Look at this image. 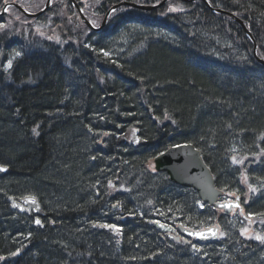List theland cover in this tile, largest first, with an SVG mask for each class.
I'll return each instance as SVG.
<instances>
[{
  "label": "trees",
  "instance_id": "1",
  "mask_svg": "<svg viewBox=\"0 0 264 264\" xmlns=\"http://www.w3.org/2000/svg\"><path fill=\"white\" fill-rule=\"evenodd\" d=\"M99 1L102 18L110 6L133 0ZM206 1L241 19L264 48V0ZM175 2L169 7L178 6L177 12L161 7L165 22L157 8L143 14L121 7L123 14L118 8L98 33L85 25L80 33L68 28L72 40L63 48L41 41V54L50 56L39 55L46 59L23 61V57L6 72L0 67V166L7 170L0 173V259L8 258L7 264H223L226 252L235 264L242 260L264 264V251L255 246L241 251L245 257L239 250L220 251L212 245L209 261L167 241L149 239L147 245L138 246L140 229L134 222L121 225L120 248L115 251V237L105 230L106 222L119 218L103 206L109 179L126 188L120 189L121 194H132L137 201L157 190L174 199L173 208L162 217L170 223L193 228L216 217L213 211L197 210L191 189H172L146 171L138 155L153 157L160 151L154 125L165 126L172 145L191 142L205 164L207 153L219 157L232 142L257 155L264 151V67L253 60L251 42L239 24L210 12L203 1ZM220 19L231 23L238 53L225 50L217 55L227 58L233 68L222 66V60L209 53L208 36L216 29L210 23ZM13 44V35L0 36L1 49ZM116 51L124 57L120 59ZM23 79L26 84L17 91ZM148 108L155 112L152 120L147 118ZM161 110L169 114L159 120ZM117 125L136 127L144 144L120 147ZM240 158L246 157L236 155L235 160ZM210 171L216 187L242 194L235 177L218 166ZM249 180L256 190L252 203L264 205L258 178ZM8 196L37 200L45 214L44 227L35 226L27 215H10ZM130 209L121 214L132 216ZM246 210L248 215L262 216L255 204ZM17 244L21 253L14 251ZM169 249L186 255L166 262Z\"/></svg>",
  "mask_w": 264,
  "mask_h": 264
},
{
  "label": "bare ground",
  "instance_id": "2",
  "mask_svg": "<svg viewBox=\"0 0 264 264\" xmlns=\"http://www.w3.org/2000/svg\"><path fill=\"white\" fill-rule=\"evenodd\" d=\"M20 1L21 0H7L4 4H6L7 7L12 8L14 6H17L20 3ZM30 1L45 5V9L42 13L43 16L41 18H43V20L46 19L49 23H51L52 25H50V27L55 28V31L60 30L61 32H65V27H66L65 20L67 18L74 19V17H78V14L81 15L83 13L82 8H77V9L66 8L65 7V1H67V0H56V1L49 0L54 5L57 6L55 8L56 10H59V11L62 10V12L59 13L60 16L55 14L52 11V9L49 6L48 0H30ZM30 1H28V2H30ZM134 1L135 0H133L132 2H134ZM143 1L145 3V6L141 10L143 14H147L152 9L157 8L159 13H160L159 14L160 17L163 19V22H165L164 18H165L166 12L164 9L161 8L162 4H161L160 0L157 3H154L152 0H143ZM180 1H182V0H180ZM162 2L164 5L167 4L168 2H171V4H172V3H175V0H162ZM186 2H195V0H187ZM204 4L213 13L221 11L217 8L212 7L210 4L209 5H207L206 3H204ZM123 7L126 8L127 6H123ZM0 8L4 11L6 10V8H3L1 5H0ZM225 14L227 16H229V14H232V13L226 12ZM233 16L236 17L235 15H233ZM230 18L233 19L232 17H230ZM236 18H238V17H236ZM239 21L241 23H239L237 21V24H239L241 26L242 30L244 31V34L246 35V37L249 39V41L252 44L251 45V47H252L251 53L253 54V50H254V52L259 50L260 54H261V52H264V48H262V49L259 48L257 42H255L253 36L251 35V33L249 32L247 27L244 25L243 21L241 19H239ZM106 23L107 22H104L102 20L101 22L99 21V23L94 25V23L89 18H85L84 22L82 24L85 25L86 27H88L89 29H93L94 31H96V33H98L103 29V27ZM55 31H51V33L55 32ZM246 32L249 34V36L247 35ZM32 33L33 32H30V31L25 32V30H20L18 33L13 32V37H14L13 51L16 52V54H19V56H20V58L16 59L15 61L22 60L23 57H24L23 61H26V60L29 61V59L30 60L46 59L43 56H50L48 54L47 55L41 54L42 49H39V48H41L42 43H46V44L53 43V44H55V42L52 41L53 37H50L48 35V33H42L41 32L38 35L42 39V43H41V41L39 40V37H37V35L32 36ZM71 40L72 39H70V41ZM73 41H75V40L73 39ZM69 42H68V44H69ZM75 44H76V42H75ZM39 54L43 55V56H40ZM116 55L120 59H122L124 57V53L122 51L121 52L116 51ZM253 58H254V56H253ZM219 59L222 60V61H219L222 66H227L228 68L234 67V66H229L225 62V59L227 60V58H225V59L219 58ZM51 60H52V58L51 59L49 58V61H51ZM263 60H264V57H263ZM255 61H256V59H255ZM201 62H203L204 64L208 63L207 61H201ZM258 64H260L264 67V61H262L261 63H258ZM25 84H26V80L21 82V84H18L17 85V91H20V89L22 87H24ZM102 99L106 100V96L103 97ZM102 99L100 98L101 101H102ZM9 100L13 105L14 104V98H10ZM18 102H19L20 108L17 107L16 110L18 113H20L21 108H22V106H21L22 102H21V100ZM154 114H155V112L153 111V109L149 110V108H148L147 118L149 120L154 119V116H153ZM157 114L159 115V120H160V119L167 118L169 113L167 112V110H161ZM115 128L118 131L116 133L120 139V143L118 142L120 147H124V146L125 147H132V144H131L129 137H128L130 132L126 131L127 125H123V126L117 125V126H115ZM152 129H153L152 131H154V134L157 135V137L155 139L159 140V142H160L159 143L160 145L157 148L159 150H163V149H167V148H170V150H173L174 148L179 147V146H191L192 148L195 147L191 142L172 145V144H174V142H172V143L169 142L170 137L172 135L168 133V131L166 130L164 125H160V126L154 125V127ZM102 137H106V135L103 134ZM120 147L117 150L118 152H120L119 151ZM234 152H237L238 156H245L246 158H249L250 161L256 159V157H257V154L255 152L253 153L252 149L240 150L239 148H235V151L233 150L232 153H234ZM262 152H264V151H262ZM169 153H172V154L164 156L163 159L170 163L173 160V158L176 157V153L173 154V152H171V151ZM229 153H231V152H229ZM224 156L226 157L225 159H224ZM138 157H139V160L141 162H143V166L146 169V171H148V173H150L154 178L161 179V181L165 182L167 187H171L172 189H176V190L191 189L192 191H194L196 196H197V200L195 201V207L197 206L198 211L204 210L206 213L208 210H210V211L215 210V206L209 205L208 202H203L199 199L196 190L192 186L182 187V186L177 185L175 182L168 180V171L155 167V165H153L151 163L153 161L152 157H144L141 154L138 155ZM228 159L230 162H232L230 160L229 156H227L225 152L221 153L219 155V157H217V156L214 157V156H211V154L207 153L206 154V164H207L206 167L209 170H212L213 166H218L219 168L223 169V173H225L226 175L232 176L231 175L232 167L229 164ZM224 161H226L225 165H224ZM234 163L238 164L239 162H234ZM252 166L253 167L249 168V169H251V173L250 172L249 173L252 176L258 178V184H259L258 194L262 195L261 197L263 198V202H264V163H262V160H261V162L259 164L255 163ZM228 167L231 170H229ZM0 169H2V170H0V173L4 174L7 172V170L4 166H0ZM235 174L239 175L240 171L235 170ZM236 182L238 185L235 187H237V188L242 187V189L241 188L240 189L243 190V186L241 184L240 177H239V179L237 178ZM248 185L253 187V184H251V182H249ZM123 189H126V188H124V186H123ZM169 190L170 189H168L167 191H169ZM219 190L221 191V194L217 197L216 202L218 204L228 203V202L233 203L234 198L237 195H241V197L248 198V199L250 198V195L248 193H244V191L242 192V194H239L238 192L235 191V193H234L235 195L233 196L232 200H230L229 197H227V196H226L227 198H225L223 200V197H225L224 193H226V192L221 190V189H219ZM126 192L130 193L131 191L127 190ZM121 193H122V190L114 191V192L107 191V195H109V196H104L105 201L103 202V206H105L106 208H109V207H112V206L118 204L120 207V212H125V211H127V209L131 208L129 215H132V216L126 215V216L122 217L121 219L123 220V222L119 221L116 225L117 228H121V225H123V224L125 226L128 223L134 222L136 224V226L140 229V231L138 232V234L136 236V242H137L138 246L147 245L149 243V239L152 240V242H156V240H157L158 242L164 244L165 239L162 237H159L157 235L160 233L155 228H153V226L159 219L164 217V215L166 214V211L169 208H173V207H171L172 206L171 204H172V201L174 199L166 197L160 190L154 191L151 196L148 195L145 198L138 197L139 199H141L140 201H137V199L135 197L133 198L132 194H121ZM117 194H119V195H117ZM189 195H191V194H189ZM122 196H124L126 198L125 201L122 200ZM9 197H14V196H8L7 198H9ZM191 197H192V195H191ZM251 199L252 198H250L249 202H252ZM157 201L159 203H157ZM174 203H175V201H174ZM247 206L248 205L242 206V211L239 212L238 218L239 219L245 218V219L249 220L250 222L259 221L261 224L259 226H256V227L261 232L264 233V218H263L264 217V205L258 206L255 204V208L262 214L263 217L262 216H259V217L251 216V214L248 215L247 214L248 210H246ZM6 208H7V211L9 212V214L12 215L13 217H17L16 215H18V216L22 215V214H19L18 211L16 209H14L12 206H10L9 204L6 205ZM254 217H256L255 220H254ZM206 224H207V226H213L214 225V223H210V222H208ZM241 226L242 225L239 223V220L237 219V227L233 228L234 234H231V235H233L234 240L231 239V235L227 232L228 230L224 229L223 237L219 241L218 247L219 246H225L227 242H230L231 244L234 245V249L239 250L240 251L239 253H241L243 256L246 257V254L241 252V251H245L246 249H251L253 246L257 247V249H261V248L258 247L256 244L252 243L251 241L246 240L243 237V233L241 231ZM162 232L166 236L168 234H170V232L165 231V230H163ZM27 236H28V234L24 237L26 238ZM232 241H236L237 244L232 243ZM31 245H32V247L34 246L33 242L29 243V247ZM19 247H20V245L17 244V245H15V250L14 249L13 250L18 251V250L22 249V247H20V249H18ZM35 250H37V249H35ZM24 256L27 257V255H24ZM195 256L197 258L201 259L202 261H205V259H206V261H209L208 252L205 250H202L201 248H197ZM196 260L199 261L198 259H196Z\"/></svg>",
  "mask_w": 264,
  "mask_h": 264
},
{
  "label": "rangeland",
  "instance_id": "3",
  "mask_svg": "<svg viewBox=\"0 0 264 264\" xmlns=\"http://www.w3.org/2000/svg\"><path fill=\"white\" fill-rule=\"evenodd\" d=\"M30 0H21L20 3H24V5L28 8L29 11H31L32 13L38 14L41 7L43 6V4H39L33 1H30L29 3H27ZM56 1V0H54ZM75 1V0H74ZM180 1V0H179ZM104 2L103 0H101V3ZM182 2V1H181ZM5 2H3L2 4H4ZM176 3V2H175ZM179 3V2H178ZM99 4L100 1L99 0H82V10H83V14L86 15L93 23L94 25L99 23V21L101 22L103 20V17L101 18V15L98 13V9H99ZM172 5L171 2H168L167 4L163 5L164 7H166L167 9L173 11V12H177V7L173 6L172 8H170L169 6ZM163 7V8H164ZM118 9V8H117ZM117 9H114L111 11V13L107 14V22H108V18L110 15H112L113 12H115ZM125 9V8H124ZM136 10L137 12H142V8H132ZM1 11V9H0ZM3 12H0V36L3 34V36H5V33L7 35H13V32L18 33L20 30H25L26 31H30L33 32L32 36L37 35V37H39L38 35L42 32V33H48V35L52 38V41L55 42L56 45L60 46L61 48H63V46L65 44H67L70 41L71 38V33L67 32L68 28L70 29H75L77 33L81 32L82 29V23H78L80 22V20L77 19V22H73L72 20L69 21V19H66V27H65V32H61L60 30L55 31V28L50 27V25H52L51 23H49L46 19L43 20V18H41L43 16V12H40V14L36 17H34V19H28L25 18L24 16L19 15L18 13H16L17 9L12 7H6V10H2ZM55 14L59 15V10H52ZM129 16H131V13L127 10L126 11ZM125 12V13H126ZM211 12V11H210ZM110 14V15H109ZM119 14H123V8H121L119 10ZM216 15H224L227 16L225 13L223 12H216L214 13ZM60 16V15H59ZM229 21H232L231 23H234V20L231 19L229 16L226 17ZM65 19V18H64ZM221 23V24H220ZM231 23H224V21H215L210 23L213 26H216L215 30L213 31V33H209L208 36V42L207 45L209 46L210 49V56H214L215 58H222V56H218V55H223V52L229 51L230 53H232V55H237L235 53H238V50L235 49V42H234V29L231 28ZM237 23V21H236ZM221 27L220 29L217 30L218 27ZM88 28V27H87ZM51 31H55L52 32ZM87 35L86 33L84 34V36ZM38 39V38H37ZM39 40L42 41V39L39 37ZM223 45L227 46L226 49H224ZM2 47H0L1 53H0V67L1 69L6 72L11 65L13 64V62L16 59H19L20 56L19 54H16V52L13 51V47L10 46L8 48L5 49H1ZM224 49V50H223ZM221 52L220 54L218 52ZM218 54V55H217ZM252 54V53H251ZM254 56V61L256 59V63H261L263 60V55H261L259 53V50H257L256 52H254L253 50V54ZM129 119H134V118H129ZM132 129V126L128 129V132H130ZM230 143V142H229ZM239 142H232L229 144V146H231L228 151H226V155L230 156V160L232 162L229 161V164L232 167V173L231 175L233 177H235L234 179H239L240 177V181L241 184L243 186V191L244 193H248L250 195V198H252L253 196H255L256 194V190L255 187L248 185V183L250 182L249 174L251 173V169H249L250 167H253L252 165H254L255 163H260L261 160L264 158V152L259 155H257L256 159L254 160H248L249 158H240L239 160H235L236 159V155L237 152H233V150L235 151V148H239L240 150H248L246 146H240ZM231 150V151H230ZM231 152V154L229 153ZM226 157L224 156V159ZM234 162H239L238 164H235ZM262 163H264V160L262 161ZM229 168V167H228ZM229 170H231L229 168ZM235 170H239L240 174L236 175L235 174ZM250 172V173H249ZM123 184V183H122ZM112 189V191L115 190H120L123 189L122 185H118V184H113V186L108 185L107 187H109ZM259 186V185H258ZM232 188V187H231ZM259 188V187H258ZM225 197H223V200L227 197H229L230 200L233 199V196L235 194H231V192L228 193H224ZM227 196V197H226ZM250 198H244L240 196V202L242 203L243 206L248 205V207H250V205L256 204L252 202H249ZM217 216H223L221 217V219H219V222L221 224V229L224 228L226 230L229 231L230 234H234V229L235 227H237V218L239 217V215L237 214L236 211H232L231 214H229L228 218L225 217V215L222 213V215L217 214ZM216 216V217H217ZM256 219V217H254V220ZM206 224V223H205ZM205 224H199V228L203 227V225ZM261 223L259 221H255V222H251V223H242L241 226V231L242 233L246 236L247 240H250L255 234H257L258 236H262L261 231L256 227L259 226ZM117 226H110L111 231H116ZM110 236V235H109ZM113 246L115 251H118L119 248L117 247L118 241H116V238H113ZM232 243H236V241H232ZM262 244L264 245V241L262 242ZM214 247V246H213ZM264 247V246H263ZM191 249V248H189ZM220 251H225V249H234V245L231 244L230 242H227L225 246H219ZM121 250L126 251L125 247H121ZM192 252H195V248L191 249ZM168 254H171V256L173 255L174 258H172L171 256H165V261L169 262L170 260H178V258H180L181 255H186L182 252L176 251V250H170L167 251ZM167 254V255H168ZM233 255V254H232ZM231 254L230 253H224V255L222 254V263L223 264H235L234 259L230 258ZM235 256V255H234ZM0 264H7L8 263V258L6 257H1L0 259ZM245 264H248L249 261L246 260H242ZM191 263V262H189ZM241 263V264H244ZM250 263V262H249ZM239 264V263H237ZM251 264V263H250Z\"/></svg>",
  "mask_w": 264,
  "mask_h": 264
},
{
  "label": "water",
  "instance_id": "4",
  "mask_svg": "<svg viewBox=\"0 0 264 264\" xmlns=\"http://www.w3.org/2000/svg\"><path fill=\"white\" fill-rule=\"evenodd\" d=\"M203 1L209 5L205 0ZM15 7L19 8L18 6ZM116 7L117 5H114L110 10ZM110 10H108V12ZM229 16L235 21L241 23L239 19L232 14H229ZM247 35L249 36L248 33ZM170 151L173 152V154L176 153V157H174L170 163L163 159L164 156L172 154L169 152H166L155 159V167L168 171V180L179 183L180 185L192 186L196 190L199 199L203 202H208L209 205L218 208H225L226 210H229L230 206L237 205L236 203L231 202L221 204L216 202L221 191L215 187L209 169L201 161L198 152L193 150L191 146H179ZM154 226L159 231L165 230L168 232H174L172 227L165 224L156 222ZM177 229L182 234L194 238L197 241H214L217 238V227L197 231L183 228L181 226H178ZM170 234H168L167 237L172 238L173 235Z\"/></svg>",
  "mask_w": 264,
  "mask_h": 264
},
{
  "label": "snow or ice",
  "instance_id": "5",
  "mask_svg": "<svg viewBox=\"0 0 264 264\" xmlns=\"http://www.w3.org/2000/svg\"><path fill=\"white\" fill-rule=\"evenodd\" d=\"M0 170H2V169H0ZM40 223V221H37V224H39Z\"/></svg>",
  "mask_w": 264,
  "mask_h": 264
}]
</instances>
